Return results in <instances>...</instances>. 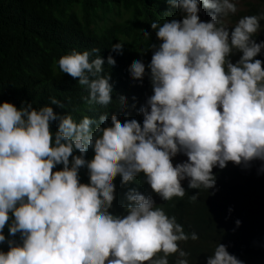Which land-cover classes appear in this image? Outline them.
<instances>
[{"label":"clouds","instance_id":"obj_1","mask_svg":"<svg viewBox=\"0 0 264 264\" xmlns=\"http://www.w3.org/2000/svg\"><path fill=\"white\" fill-rule=\"evenodd\" d=\"M101 5L95 34L73 47L77 26L67 23L54 43L63 47L54 68L74 78L76 93L78 78L91 113L77 122L51 106L0 104V244L6 225L21 239L0 248V264H192L188 243L209 251L203 264H264V196L228 207V217L213 201L229 162H264V38L253 39L264 15L230 32L235 0H167L165 22L151 23L155 44L119 57L123 73L109 82L98 38L124 14L117 0ZM110 49L122 55L124 45ZM234 51L239 60L229 59ZM116 61L110 55L108 67ZM117 97L125 114H106ZM202 193V215L223 241L166 212L187 197L203 202Z\"/></svg>","mask_w":264,"mask_h":264},{"label":"trees","instance_id":"obj_2","mask_svg":"<svg viewBox=\"0 0 264 264\" xmlns=\"http://www.w3.org/2000/svg\"><path fill=\"white\" fill-rule=\"evenodd\" d=\"M104 1L0 0V104L9 102L17 108L22 104H32L36 109L51 106L58 116L70 114L77 122L82 119L81 114L91 113L92 111L86 107L84 99L88 93L85 88L79 85L78 78L75 81L76 93L75 87L71 84L74 78L64 74L60 68L57 70L54 68L56 60H59L63 55V47L56 46L54 43H59L60 40L55 38L56 35L67 34V23L77 26L78 33L77 38L73 41V47H77L81 43L82 35L85 34L88 37L95 34V21L92 20L97 12L104 10V6L101 5ZM117 1L124 14L122 22L115 24L109 21L112 27L107 32L103 30L98 38L99 42L103 44L100 49L103 52L99 54L105 61L103 74L110 75L109 82L114 81L115 75L118 73H123V67L118 65L116 60L127 52L138 55L152 48L156 41L151 23L156 22L162 25L166 19L164 11L167 7V0ZM235 2L238 11L224 18L230 24V32L240 18L264 15V0H235ZM235 15L238 16L237 19ZM144 32L149 33V38L144 36ZM262 38H264V20H261L260 31L253 37L257 43L258 39ZM116 43L124 45L122 55L111 51L110 48ZM42 45L46 52L34 50L35 47ZM108 49L109 52L105 53ZM110 55L116 61L114 67L109 66L111 72L108 71L107 64V58ZM241 55L242 53L234 51L229 59L239 60ZM261 61L264 62V58ZM120 97L113 100L112 107L106 110V114L112 112L125 114L119 101ZM50 98L57 99L64 107L51 105ZM58 125L59 120L53 122L52 130H57ZM75 155H79V153L77 152ZM93 156L94 153L89 150L85 158L91 160ZM262 165L264 162L259 160L247 164L237 165L232 162L227 164L228 170L220 184L221 198L213 200L218 204L221 214L224 213L228 217L231 215L229 208H236L237 205L246 203L250 198L258 199L264 196ZM62 167V165H58L54 171L61 170ZM79 177L81 183H89L86 168L79 170ZM200 189L206 191L203 187ZM202 195L204 194H200V197L204 203L197 199L193 201L192 198L187 197L182 199L186 202L176 201L168 205L166 212L169 216H174L176 221L184 226L189 228L204 227L209 233L217 235L220 241H223L224 232L212 227L210 217L202 215L203 204L206 212L208 203L206 199L202 198ZM260 215L264 218V207L261 209ZM231 217L235 221L238 214ZM257 229H260L258 223ZM3 234L6 237L5 242L0 244L3 251H8L9 240H14L17 244L21 243L19 233L10 236L7 225ZM187 245L192 264H203L209 251L199 243H188Z\"/></svg>","mask_w":264,"mask_h":264},{"label":"bare ground","instance_id":"obj_3","mask_svg":"<svg viewBox=\"0 0 264 264\" xmlns=\"http://www.w3.org/2000/svg\"><path fill=\"white\" fill-rule=\"evenodd\" d=\"M238 1V0H237ZM238 7V6H237ZM238 11V10H237ZM236 16V15H235ZM234 17V16H233ZM238 18V16H236V19ZM173 19H176V17H172V19L171 20H173ZM177 20V19H176Z\"/></svg>","mask_w":264,"mask_h":264}]
</instances>
